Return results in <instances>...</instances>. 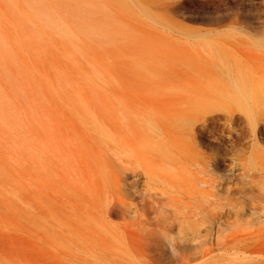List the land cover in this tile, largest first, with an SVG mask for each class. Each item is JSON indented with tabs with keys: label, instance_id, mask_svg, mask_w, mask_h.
Instances as JSON below:
<instances>
[{
	"label": "rangeland",
	"instance_id": "1",
	"mask_svg": "<svg viewBox=\"0 0 264 264\" xmlns=\"http://www.w3.org/2000/svg\"><path fill=\"white\" fill-rule=\"evenodd\" d=\"M64 1L66 31L50 27L48 0H0V264H83L84 257L92 264H264V172L252 161L248 133L240 159L219 153L213 163L228 206L202 201L204 218H194L195 202L177 198L169 184L140 181L119 192L107 160L114 120L139 128L129 106L138 107L144 93L173 92L168 73L189 69L178 56L191 46V28L205 25L171 15L169 28L144 18L104 30L93 14L83 23L87 12ZM248 10L251 21L264 20V0ZM115 83L126 103L117 105L119 120ZM115 191L131 206L107 217ZM134 204L147 213L153 261H137L123 238L141 220Z\"/></svg>",
	"mask_w": 264,
	"mask_h": 264
},
{
	"label": "bare ground",
	"instance_id": "2",
	"mask_svg": "<svg viewBox=\"0 0 264 264\" xmlns=\"http://www.w3.org/2000/svg\"><path fill=\"white\" fill-rule=\"evenodd\" d=\"M186 1L188 9L184 7ZM253 1L72 0L73 5L87 12L83 23L92 21L94 16V24L104 30L112 21L131 26L143 24L144 18L156 26L166 24L169 28L173 26L169 24L171 15L205 25L191 28V46L178 56L186 60L189 69L168 73L167 88L173 92L169 95L144 93L138 99V107L129 106L136 109L139 128L125 129L114 120L112 145L106 153L119 192L128 193L126 187L131 188L140 181L146 187L151 182L169 184L177 189V198L195 202L192 206L198 211H193L194 218H204L207 209L199 206L202 201L228 206L221 200V187L211 167L219 160V153H230L240 159L236 153L246 133L254 142L252 161L264 172V149L259 148L260 140L264 142V20L258 23L249 19L248 9ZM65 8L64 0H48L51 28L58 27L61 31L71 28ZM244 11H248L247 15ZM206 14L212 18L205 17ZM115 81L121 86L119 77L115 76ZM116 83L112 94L115 117L119 120L117 105L126 106V103ZM232 164L247 169L243 163ZM117 195L115 191L109 198L107 217L122 206H131ZM134 207L133 214L141 220L129 226L131 229H125L123 238L127 239L129 251L137 261H153L156 250L143 225L147 213L141 211L140 204ZM83 264L92 262L84 257Z\"/></svg>",
	"mask_w": 264,
	"mask_h": 264
}]
</instances>
